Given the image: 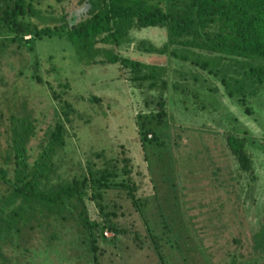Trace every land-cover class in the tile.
I'll use <instances>...</instances> for the list:
<instances>
[{
  "label": "trees",
  "instance_id": "16d2710c",
  "mask_svg": "<svg viewBox=\"0 0 264 264\" xmlns=\"http://www.w3.org/2000/svg\"><path fill=\"white\" fill-rule=\"evenodd\" d=\"M3 2L1 86L8 83L1 67L13 59L21 67L28 62L31 77L42 83L35 43L56 37L71 45L83 66L106 67L127 81L143 94L144 108L139 106L126 125L130 145L125 138L108 148L102 145L83 153L70 151L74 146L70 131L78 134L90 120L71 105L67 80L48 87L49 98L58 109L41 137L40 117L27 115L6 124L7 137L2 139L6 152L0 155V188L4 187L0 195L7 203L3 208L0 205V264L11 261L4 247L23 239L13 237L33 236L31 230L22 231L29 224L27 211L33 208L39 209L41 222L63 220L81 227L90 264H118V254L128 248L163 264L162 248L170 240L165 229L150 225V217L159 215L151 204L159 198L154 182L158 171L153 167L158 155L154 156L150 146H159L167 132L169 93L180 88L182 97H191L189 103H202V109L215 93L239 94L241 101L255 95L263 74V66L255 65V60L264 61V0H76L75 15L72 0ZM28 52L33 56L30 61ZM152 57L162 61H149ZM186 65L195 68L189 77L182 70ZM50 70L51 66L46 69ZM204 86L209 90L207 99L203 95L205 100L199 99ZM87 100L103 103V94ZM221 135L223 148L237 161L241 178L252 168L247 138ZM71 159L67 167L65 163ZM170 173L168 167L159 179L161 189L172 186L167 185ZM8 204L13 205L9 212L5 210ZM87 204L96 214L86 209ZM154 205L159 207L156 202ZM256 224L253 245L257 252L247 259L233 254L229 264H258L264 257V218L259 217Z\"/></svg>",
  "mask_w": 264,
  "mask_h": 264
},
{
  "label": "rangeland",
  "instance_id": "374dc122",
  "mask_svg": "<svg viewBox=\"0 0 264 264\" xmlns=\"http://www.w3.org/2000/svg\"><path fill=\"white\" fill-rule=\"evenodd\" d=\"M72 1V14L75 15L78 14L76 0ZM3 3L0 0V6ZM151 37L158 39L155 35ZM35 55L40 59L38 75L42 76V83L31 77L33 73L27 67L28 62L21 67L17 59H13L1 67L8 83L6 87L0 84V155L6 152L2 139L7 137L5 126L10 121L27 118V115L35 119L40 117L37 120L42 131L38 138L41 137L58 109V104L49 98L48 87L64 80L70 84L71 105L81 112V117L90 120L78 134L70 131V141L74 145L70 151L90 152L92 147L95 151L102 145L108 148L110 143L116 144L125 138L130 145L126 125L139 106L144 108L143 94H138L127 81L117 78L106 67L80 64L71 45L59 38L37 41ZM32 57L28 52L27 60ZM156 60L162 61L153 60V57L149 61ZM255 61V65L263 66V74L256 83V94L243 101L239 94L231 96L223 94L224 91L223 95L215 93L207 99L210 82L199 96L209 101L203 103L204 109L202 103H189L193 100L191 97H182L180 88L169 93L167 132L159 146L155 143L150 146L156 153L154 156L158 155L153 162L158 174L154 172L153 176L157 174L154 182L159 191L158 200L151 201L153 212L159 215L150 217V225L156 230L165 229L170 240L162 248L163 264H229L233 254L247 259L257 252L253 245L254 232L258 228L256 220L264 218V61ZM50 66L52 70L46 71ZM182 70L189 77L195 68L186 65ZM170 74L175 76L173 72ZM189 84L195 87L192 81ZM100 94H103V103H88L87 98ZM221 133L224 137L233 134L247 138L246 151L252 159V168L241 178L236 169L237 161L231 158L226 147L223 148ZM70 162L72 159L65 165L68 167ZM168 167L173 173L167 185L172 186L161 189L159 179L167 174ZM0 193H4V187L0 188ZM0 198L3 208L7 203H3L1 195ZM7 207L5 210L9 212L13 205ZM86 209L90 210L89 204ZM90 212L96 214L93 209ZM27 213L31 214L29 224L22 231L31 230L33 236H15L14 239H23L4 247L11 259L9 264H90L89 255L84 252H87V241L81 227H73L71 222L63 220L50 219V224L41 222L37 208ZM11 229H15L13 224ZM132 249H122L116 263L158 262L155 257L143 258ZM263 258L258 259V264H264Z\"/></svg>",
  "mask_w": 264,
  "mask_h": 264
}]
</instances>
